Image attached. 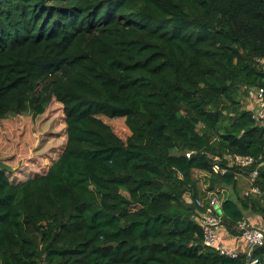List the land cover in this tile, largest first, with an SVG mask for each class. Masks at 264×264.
Here are the masks:
<instances>
[{
    "label": "trees",
    "instance_id": "16d2710c",
    "mask_svg": "<svg viewBox=\"0 0 264 264\" xmlns=\"http://www.w3.org/2000/svg\"><path fill=\"white\" fill-rule=\"evenodd\" d=\"M252 88H264V0H0V120L56 99L67 125L47 173L16 183L0 166V264H249L246 249L205 244V209L188 197L217 198L234 237L264 219ZM256 169L261 193L241 194ZM252 257L264 264V245Z\"/></svg>",
    "mask_w": 264,
    "mask_h": 264
},
{
    "label": "rangeland",
    "instance_id": "374dc122",
    "mask_svg": "<svg viewBox=\"0 0 264 264\" xmlns=\"http://www.w3.org/2000/svg\"><path fill=\"white\" fill-rule=\"evenodd\" d=\"M247 107L251 97L245 98ZM67 125L65 122L64 106L56 99L47 106L46 112L36 118L32 113L21 116H10L0 120V160L11 166L9 178L21 183L37 175L45 174L63 153L67 143ZM118 134L126 139L129 130L122 124L117 125ZM202 189H206V179L197 172ZM251 176L245 172L240 174L238 190L241 194L250 191ZM253 181V180H252ZM229 191L236 199L235 191ZM212 193H207V196ZM215 194L222 201L226 191Z\"/></svg>",
    "mask_w": 264,
    "mask_h": 264
},
{
    "label": "built area",
    "instance_id": "2783aa9c",
    "mask_svg": "<svg viewBox=\"0 0 264 264\" xmlns=\"http://www.w3.org/2000/svg\"><path fill=\"white\" fill-rule=\"evenodd\" d=\"M251 103L249 108L252 111L253 119L258 123L264 125V88H252L251 89ZM194 152H188L187 156L191 157ZM230 166L247 167L254 164L255 159L250 156L233 155L226 157ZM217 162L214 164L213 169L216 173L225 174L228 168L223 167L220 159H216ZM251 176V181L254 182L258 176V170H253ZM250 192L261 193L259 187L254 186L251 188ZM248 194V192L246 193ZM189 202L194 203L199 207V209H205V211H198L200 214L199 221L203 225L205 234V244L208 247L215 248L216 250L226 253L231 257H238L239 252L236 250H231L227 248L224 244V239L221 236V229H223V216L221 213V207L217 198H212L211 201L206 203L202 198L192 199L191 196L188 197ZM239 229L242 232V237L247 243L246 254L251 261L249 264H258V259H253V251L255 247L264 245V226H256L249 221H242L239 223Z\"/></svg>",
    "mask_w": 264,
    "mask_h": 264
},
{
    "label": "crops",
    "instance_id": "0c3cea01",
    "mask_svg": "<svg viewBox=\"0 0 264 264\" xmlns=\"http://www.w3.org/2000/svg\"><path fill=\"white\" fill-rule=\"evenodd\" d=\"M250 223L256 225V226H264V219L262 221L256 220V221H249ZM224 228V227H223ZM222 238L224 239V244L227 248L231 250H236V249H246L247 248V243L243 239L242 236L239 237H234L230 235L227 231L224 229H221L220 231ZM237 251V250H236Z\"/></svg>",
    "mask_w": 264,
    "mask_h": 264
},
{
    "label": "water",
    "instance_id": "95a60500",
    "mask_svg": "<svg viewBox=\"0 0 264 264\" xmlns=\"http://www.w3.org/2000/svg\"><path fill=\"white\" fill-rule=\"evenodd\" d=\"M0 166L4 168L7 171H10L12 168L8 164L4 163L2 160H0Z\"/></svg>",
    "mask_w": 264,
    "mask_h": 264
}]
</instances>
